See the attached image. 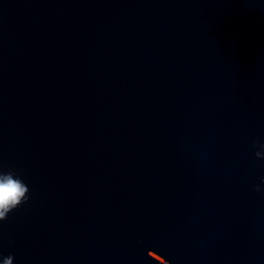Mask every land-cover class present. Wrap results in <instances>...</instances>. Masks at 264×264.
Returning <instances> with one entry per match:
<instances>
[{
  "label": "clouds",
  "instance_id": "clouds-1",
  "mask_svg": "<svg viewBox=\"0 0 264 264\" xmlns=\"http://www.w3.org/2000/svg\"><path fill=\"white\" fill-rule=\"evenodd\" d=\"M253 146L259 148L255 151L256 158L264 159V143L254 141ZM261 183L264 184V180ZM253 191L262 192L264 189L257 185ZM28 193L27 184L14 170L0 171V222L7 220L9 213L28 201ZM13 259L10 254L3 259V264H13Z\"/></svg>",
  "mask_w": 264,
  "mask_h": 264
}]
</instances>
